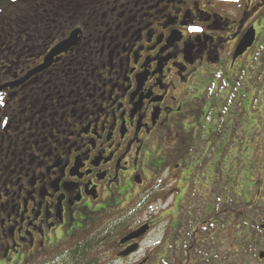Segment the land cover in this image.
Masks as SVG:
<instances>
[{
    "label": "flooded vegetation",
    "instance_id": "af4514ba",
    "mask_svg": "<svg viewBox=\"0 0 264 264\" xmlns=\"http://www.w3.org/2000/svg\"><path fill=\"white\" fill-rule=\"evenodd\" d=\"M30 2L0 9V264H239L253 197L264 264V0Z\"/></svg>",
    "mask_w": 264,
    "mask_h": 264
},
{
    "label": "rangeland",
    "instance_id": "374dc122",
    "mask_svg": "<svg viewBox=\"0 0 264 264\" xmlns=\"http://www.w3.org/2000/svg\"><path fill=\"white\" fill-rule=\"evenodd\" d=\"M31 0H11V2H10V5L12 4V3H14V4H16V3H18V4H20L21 6H26V5H28V4H30L31 2H30ZM65 1H68V0H65ZM9 5V4H8ZM10 5L8 6V7H10ZM8 7L7 8H5V9H3V10H0V12L1 11H4V10H7L8 9ZM214 100V99H213ZM212 100V101H213ZM214 104H215V106H216V108H215V110H213L212 111V114H213V116H211L210 118H209V125H208V128H210V129H212V130H223V129H231V122H232V111H231V106H230V103L227 101L226 102V104H225V109L223 110V112H222V115H220L221 117H222V120L221 121H217V115L215 114L216 113V111L217 110H219L220 108H221V105L223 104L222 103V101H219V100H215L214 101ZM215 114V115H214ZM157 204H155L154 205V210L155 211H159V210H161V209H164L165 207H167V202H165V200H163V201H157L156 202ZM149 215H150V213L147 211V212H142V219H147L148 217H149ZM112 218H108V219H101V221H95L93 224L95 225V226H105V227H110L112 224L114 225V221L116 220V218L117 217H114L113 218V216H111ZM201 217V216H200ZM197 218L195 217V218H193L192 220H196ZM202 219V218H201ZM166 222H167V220H166V218L164 219V220H161L158 224L159 225H157L156 226V230H157V233H158V241H160L161 239H160V237L163 235V234H166V231H165V226H166ZM197 221H195V223H196ZM228 223V222H227ZM92 224V225H93ZM104 227V228H105ZM238 230V229H237ZM224 235V234H223ZM226 236H228V234H226ZM150 238H151V235L149 234L147 237H146V239L144 240L145 242L143 243V247H145V246H147L146 247V249H148L149 247H148V245H149V240H150ZM262 247L264 246V241L262 242V245H261ZM264 248V247H263ZM218 252L220 253L219 255H221L222 256V259H220V260H218L215 264H228L229 262H227V261H223L226 257H224V256H229L230 254L226 251V249H225V245H220L219 247H218ZM245 258V259H244ZM243 259H244V263L245 264H251V259L253 258V262L257 259L256 257H254L253 256V254H251V253H248V254H246V256L244 257ZM224 262V263H223ZM257 262H258V260H257ZM128 262H124V263H122V264H127ZM158 264H164V263H158ZM234 264H236V263H234ZM258 264H261V263H259L258 262Z\"/></svg>",
    "mask_w": 264,
    "mask_h": 264
},
{
    "label": "trees",
    "instance_id": "16d2710c",
    "mask_svg": "<svg viewBox=\"0 0 264 264\" xmlns=\"http://www.w3.org/2000/svg\"><path fill=\"white\" fill-rule=\"evenodd\" d=\"M10 1L11 0H0V9L3 8V7H5V6H7L10 3ZM215 108H216V106H215L214 100H213L212 103H211V107L209 108L210 110L209 111L207 110V112H210L211 115L213 116L212 111L215 110ZM218 120L221 121L222 120V117L221 116L220 117H217V121ZM257 203L260 204L261 201L260 200H257L256 197H253L251 200L239 199V201H238V216H237V219L239 220L238 221V224H240L242 227L238 229V236L235 238V241L236 242H235V244L233 246L234 248H232V251L234 253H231V254H235L236 255V257H237L236 258V261L239 264H245L243 258L247 254V248H246V233H245L246 228L244 227L245 224H246V219H245V215L244 214L246 213L247 209L250 206L255 205ZM195 221H197V222L195 223V227H194V231H195L194 232V236H198V233H200V229H199L200 226H203L206 223H201V220L198 221V219H196ZM198 229H199V231H198ZM192 238L193 237H191V239ZM229 254H230V252H229ZM189 264H193V263L190 262Z\"/></svg>",
    "mask_w": 264,
    "mask_h": 264
},
{
    "label": "water",
    "instance_id": "95a60500",
    "mask_svg": "<svg viewBox=\"0 0 264 264\" xmlns=\"http://www.w3.org/2000/svg\"><path fill=\"white\" fill-rule=\"evenodd\" d=\"M250 45L248 40L243 41L242 45L240 48H242L243 50L246 49L248 46ZM149 226L148 225H143L142 227H140L137 231L133 232V237L139 236L140 234H143L147 228Z\"/></svg>",
    "mask_w": 264,
    "mask_h": 264
}]
</instances>
